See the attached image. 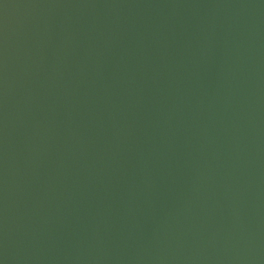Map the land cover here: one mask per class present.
<instances>
[{"label": "water", "instance_id": "95a60500", "mask_svg": "<svg viewBox=\"0 0 264 264\" xmlns=\"http://www.w3.org/2000/svg\"><path fill=\"white\" fill-rule=\"evenodd\" d=\"M0 264H264V0H0Z\"/></svg>", "mask_w": 264, "mask_h": 264}]
</instances>
